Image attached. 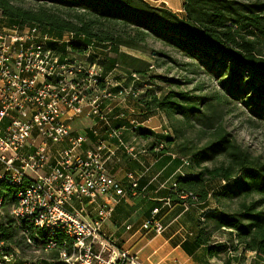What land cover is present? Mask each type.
Here are the masks:
<instances>
[{
  "label": "built area",
  "instance_id": "2783aa9c",
  "mask_svg": "<svg viewBox=\"0 0 264 264\" xmlns=\"http://www.w3.org/2000/svg\"><path fill=\"white\" fill-rule=\"evenodd\" d=\"M75 39L74 33L60 38L35 23L12 24L0 12V182L18 189L10 215L34 232H47V252L57 248L55 236L64 235L69 243L60 260L65 264H144L103 227L121 199L138 194L141 180L134 174L118 180L109 163L120 160L122 151L137 159L124 137L137 128L157 133L151 127L154 116L131 106L144 95L136 87L139 75L125 73L114 81L118 65L106 73L103 61L112 54L111 43L93 41L73 49ZM142 150L148 152L146 146ZM103 196L114 204L98 202ZM189 197L197 202L193 195L182 196ZM3 201L0 196L1 208ZM144 228L165 231L154 218Z\"/></svg>",
  "mask_w": 264,
  "mask_h": 264
},
{
  "label": "trees",
  "instance_id": "16d2710c",
  "mask_svg": "<svg viewBox=\"0 0 264 264\" xmlns=\"http://www.w3.org/2000/svg\"><path fill=\"white\" fill-rule=\"evenodd\" d=\"M18 2L33 4L37 10L25 9ZM54 11L66 14L73 21H67ZM183 11L184 16H180L166 7L153 6L147 0H0V12L12 24H39L49 27L60 38L67 32L74 33L77 42L71 43L73 49L93 41L112 43L111 53L114 54L118 52L112 42L114 32L126 33L128 29L141 42L151 37L196 62L217 80L227 99L240 102L255 118L264 120V3L183 0ZM110 55L103 61L106 73L117 66L109 60ZM144 75H139L141 80ZM141 83H136V87ZM135 107L149 116L162 112L169 118L180 116L187 123L198 121L212 130V138L202 149L179 146L183 155L191 156L194 173L178 178L177 189L170 192V200L182 207L188 205L192 209L202 205L206 209L195 243L205 246L211 258L240 245L244 252H254L264 259V164L252 160L230 140L221 125L211 122L212 118L203 111L212 108L205 97L174 91L159 97L147 90L136 100ZM134 134L148 142V151L156 157L169 152L175 144L171 135L144 128L135 129ZM175 134L179 138L183 131L175 128ZM158 146L162 147L159 152L156 151ZM218 157L226 161L213 168L203 167V163ZM215 180H222L225 185L218 191H210L209 184ZM17 193L16 187L0 182L3 209L17 204ZM185 195H193L197 202L191 197L183 199ZM211 199L218 206L233 201H238L239 205L233 212L211 209ZM220 235L227 240L213 242ZM50 240L47 232H34L26 223L18 224L7 215L0 223V264H65L60 260V253L69 240L57 234V248L47 252ZM37 251H42L40 260H29V253ZM5 256L12 260L7 262Z\"/></svg>",
  "mask_w": 264,
  "mask_h": 264
},
{
  "label": "rangeland",
  "instance_id": "374dc122",
  "mask_svg": "<svg viewBox=\"0 0 264 264\" xmlns=\"http://www.w3.org/2000/svg\"><path fill=\"white\" fill-rule=\"evenodd\" d=\"M156 7H166L180 16H184L183 0H162V2H153L147 0ZM246 4L264 3V0H235ZM25 9L37 10V7L30 3H20ZM61 15L67 21L69 19L66 14L54 11ZM112 36L115 48L118 52L109 56L110 61H114L118 65L113 72V80L121 81V77L125 73L137 72L145 74L142 83L138 86L144 93L147 90L163 96L170 91L189 93L190 96L205 97L208 103L212 104V108L205 111L207 117H211V122L216 126H222L224 132L230 135V140L235 142L243 152L247 153L252 160L264 164V120L255 118L247 108L240 102H234L227 99L221 87L217 84V80L211 77L205 70L200 69L197 63L186 58L180 52L165 46L161 42L151 37H145V41L141 42L136 39L135 34L128 29L126 33L116 34ZM112 44V43H111ZM264 53V48H263ZM140 78L142 76H139ZM154 81V82H153ZM172 81V82H171ZM153 82V84H152ZM134 107L135 103H131ZM203 109V108H202ZM206 119L205 117L202 118ZM151 127H155L157 133H163L165 130L170 131V135L175 140L172 151L180 155L181 159L189 160L191 156H185L181 153L179 146L187 145L196 149H202L209 143L212 130H207L198 121L191 123L184 122L180 116L169 118L166 114L158 112L155 114L151 122ZM175 128L183 131V136L177 138ZM192 160V158H191ZM225 160L224 157H218L214 161L203 163V167L213 168L220 166ZM225 185L222 180H215L209 184L210 191H218ZM239 202H225L218 206L214 199L210 201V208H220L228 212H233L238 208ZM12 209V208H11ZM10 208L3 209L0 207V223L5 216L10 215ZM226 236H218L213 239L216 241H225ZM42 251L30 252L29 260L34 258L40 260ZM42 262V261H41ZM40 262V263H41ZM13 264V262H12Z\"/></svg>",
  "mask_w": 264,
  "mask_h": 264
},
{
  "label": "crops",
  "instance_id": "0c3cea01",
  "mask_svg": "<svg viewBox=\"0 0 264 264\" xmlns=\"http://www.w3.org/2000/svg\"><path fill=\"white\" fill-rule=\"evenodd\" d=\"M125 141L134 150L137 159L122 151L120 160L110 161L109 172L122 181L126 180L127 175L134 174L141 179L140 189L136 196L120 200L113 217L103 227L106 235L117 239L122 250L137 255L144 264H264L263 258L257 257L254 252H244V247L240 245L211 258L205 246L195 243L206 209L199 205L185 211V207L178 204L172 203L171 207L166 205L173 184L178 178L194 173L192 166H184L172 149L157 157L149 151L143 153L142 148L146 146L148 149V142L134 133H127ZM98 202L114 204L108 196L100 197ZM156 208L160 212L154 215ZM89 210L93 217L94 206L90 205ZM153 218L164 225L162 234L144 228L145 223Z\"/></svg>",
  "mask_w": 264,
  "mask_h": 264
}]
</instances>
